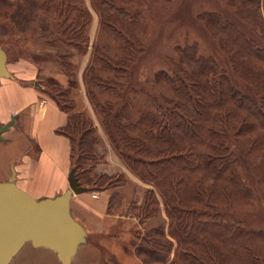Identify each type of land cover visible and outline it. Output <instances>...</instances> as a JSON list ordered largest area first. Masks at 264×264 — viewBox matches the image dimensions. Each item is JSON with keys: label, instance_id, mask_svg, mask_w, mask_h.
Segmentation results:
<instances>
[{"label": "trees", "instance_id": "obj_1", "mask_svg": "<svg viewBox=\"0 0 264 264\" xmlns=\"http://www.w3.org/2000/svg\"><path fill=\"white\" fill-rule=\"evenodd\" d=\"M41 1L47 14L61 20L60 34L67 43L83 52L91 21L83 0ZM260 1L226 0L254 37L217 13L200 16L226 54L233 75L250 93L237 90L211 57L198 55L196 47L179 50L171 81L173 97L161 98L154 114L147 112L132 122L127 104L115 110L112 102L99 104L88 91L94 112L103 116L102 126L113 149L126 168L150 186L137 207L138 217L149 220L162 206L167 218V226L152 228L136 246L134 254L142 264H264V230L224 215L253 206V192L240 175L242 166L264 185V17ZM89 2L100 28L120 42L121 55L110 58L94 51V61L113 77L83 78L86 85L117 96L123 87L118 80L126 76L141 49L142 25L126 10L139 0ZM66 59L60 56L59 62L69 72L72 65ZM50 88L67 114V124L58 133L69 139L71 159L76 152L79 155L72 168L83 186L78 162H96L95 127L88 116L74 111L69 89ZM70 129H79L76 136ZM96 177L103 184L115 178ZM95 190L103 191L92 187L86 191Z\"/></svg>", "mask_w": 264, "mask_h": 264}, {"label": "rangeland", "instance_id": "obj_2", "mask_svg": "<svg viewBox=\"0 0 264 264\" xmlns=\"http://www.w3.org/2000/svg\"><path fill=\"white\" fill-rule=\"evenodd\" d=\"M260 2L264 17V0ZM41 5V0H0V50L5 55L8 70V75L0 78V84L13 82L27 74L32 75L35 67H41L40 71L38 70V77L31 76L35 80L26 83L57 100L58 94L50 88L51 85L58 87L57 82L46 77L41 69L44 61L51 62L53 64L51 68H56L55 63L59 62V57L63 55L67 56L66 62L71 65L72 60L78 65L87 63L83 77L98 75L103 79L112 78L113 74L102 70L99 63L94 61V51L97 50L98 53L110 58H117L121 55L120 42L100 28L98 17L91 9L89 0H83V5L91 13V21L87 28L88 45L83 52L67 43L66 37L60 34L61 20L47 14ZM126 10L131 16H137L142 25L139 39L141 49L130 64L126 76L118 80L122 82L123 87L118 88L117 96L108 92L102 93L93 84L86 85L84 81L86 93L91 92L92 98L99 104L112 102L115 110L127 104L129 120L132 122L147 112L154 114L156 104L161 102V98L173 97L171 81L175 77L179 50L190 47H196L198 55L211 57L218 70L228 75L237 90L251 92L247 85L233 75L227 56L221 50L217 38L200 20L203 14L217 13L222 20L235 23L246 35L254 37L251 30L236 17L234 9L226 0H139L138 5L126 7ZM77 53L85 56L78 58ZM69 73L73 82L76 77L75 71L70 69ZM92 118L96 138L93 153L97 159L96 162L89 160L78 162L82 164L78 174L86 188L115 190L109 205L111 214L119 216L115 219L114 229L110 230V233H107L106 229L101 238L92 237L90 233L88 236H91L87 237L86 233L85 244L79 246L68 263L61 261L55 251L27 242L8 264H142L140 260L135 259L136 246L143 243L142 239L150 234L152 228L159 225L167 226L162 206L160 212L149 220L143 221L138 217L137 207L142 204L144 193L150 186L144 187L137 182L130 184L125 177L118 175L119 166H125L124 161L113 149L104 132L101 113L94 112ZM129 120L123 123L126 124ZM96 130L99 131L100 138ZM77 131L70 129L74 136ZM75 138L76 141L79 139ZM2 143L4 142L0 141V144ZM78 158L76 152L71 159V167L76 166ZM92 164L94 166L90 169ZM96 165L99 166V170L117 175L106 184L98 182ZM239 171L242 180L253 192V206L246 210L225 212L224 215L228 220L240 221L252 229L264 230V185L244 166ZM119 183L124 184L116 186ZM67 190L68 188L60 195ZM45 199L52 198L42 197L36 200ZM70 214L82 226L74 214L71 212ZM82 227L85 231L84 226ZM116 235L117 240H113L112 236Z\"/></svg>", "mask_w": 264, "mask_h": 264}, {"label": "crops", "instance_id": "obj_3", "mask_svg": "<svg viewBox=\"0 0 264 264\" xmlns=\"http://www.w3.org/2000/svg\"><path fill=\"white\" fill-rule=\"evenodd\" d=\"M76 55L78 58L85 56L79 53ZM87 55L89 58V53ZM71 62L76 74L73 82L71 72H67L60 62L55 63L56 68H51L53 64L44 61L41 70L46 77L57 82L59 88L70 90L74 111L84 113L93 121L94 109L88 99L83 79L87 63L78 65L73 60ZM40 68L35 67L32 75L27 74L13 82L0 84V124L6 123L12 115L16 116V126L2 135L6 140L0 144V182L10 178L13 168L17 187L35 199L53 198L64 192L69 187L68 175L72 169L70 141L58 133L67 124V114L53 98L26 83L35 80L31 76L38 77ZM96 131L100 138L99 131ZM118 169V175H123L128 183L137 182L144 187L148 186L125 166L120 165ZM95 170L99 175H117L99 170L97 165ZM114 191H86L71 195L70 212L84 226L87 237L93 235L92 237L99 238L106 229L107 233L114 229L115 219L119 217L109 211V202ZM89 233L91 235L88 236ZM116 236H112L113 240H117ZM135 259L139 261L136 256Z\"/></svg>", "mask_w": 264, "mask_h": 264}, {"label": "water", "instance_id": "obj_4", "mask_svg": "<svg viewBox=\"0 0 264 264\" xmlns=\"http://www.w3.org/2000/svg\"><path fill=\"white\" fill-rule=\"evenodd\" d=\"M5 59L0 50V78L8 75ZM15 117L0 124V141L6 140L3 133L16 126ZM11 172L7 182H0V264H8L27 242L55 251L61 261L68 263L86 237L83 227L70 214V197L87 188L80 185L72 168L63 195L38 201L16 186L13 168Z\"/></svg>", "mask_w": 264, "mask_h": 264}, {"label": "flooded vegetation", "instance_id": "obj_5", "mask_svg": "<svg viewBox=\"0 0 264 264\" xmlns=\"http://www.w3.org/2000/svg\"><path fill=\"white\" fill-rule=\"evenodd\" d=\"M15 119H16V117H15ZM10 120H11V117H10V119H9L7 122H9ZM7 122H6V123H7ZM14 122H15V120H14ZM4 124H5V123H4ZM11 127H14V126H11ZM11 127H10V128H11ZM10 128H9V129H10Z\"/></svg>", "mask_w": 264, "mask_h": 264}]
</instances>
